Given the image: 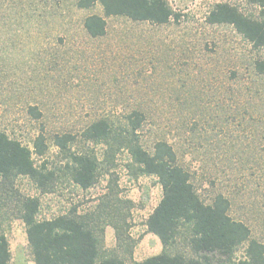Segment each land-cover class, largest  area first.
I'll return each mask as SVG.
<instances>
[{
    "label": "rangeland",
    "instance_id": "374dc122",
    "mask_svg": "<svg viewBox=\"0 0 264 264\" xmlns=\"http://www.w3.org/2000/svg\"><path fill=\"white\" fill-rule=\"evenodd\" d=\"M167 1L177 19L156 25L106 17L108 33L99 38L82 25L90 14L104 15L102 7L77 9L74 0H65L56 20L0 24V129L33 148L45 125L49 148L33 157L52 174L47 189L26 176L5 186L0 181V232L8 237L11 264H35L20 217L18 199L24 196L39 198V219L74 207L92 216L103 228V255L133 264L161 253L159 238L145 224L162 197L157 178L141 174L127 150L78 138L72 149L91 151L99 160L95 184L83 189L71 178L67 153L53 144L55 133H77L103 117L123 119L140 104L147 114L145 146L157 135L177 146L188 127L206 136L189 147L183 164L205 200L217 190H234V215L264 242V72L257 65L264 62V46L255 48L232 25L207 21L220 1L252 17H260L261 7L249 0ZM32 105L42 110L40 119L29 113ZM215 147L227 156L224 172L202 155ZM246 246L233 261L244 257Z\"/></svg>",
    "mask_w": 264,
    "mask_h": 264
},
{
    "label": "trees",
    "instance_id": "16d2710c",
    "mask_svg": "<svg viewBox=\"0 0 264 264\" xmlns=\"http://www.w3.org/2000/svg\"><path fill=\"white\" fill-rule=\"evenodd\" d=\"M249 1L261 7L260 17L248 16L236 5L220 1L210 11L207 21L232 25L252 46L261 48L264 46V0ZM64 3L65 0H0V24L7 25L18 19L26 22L36 19L39 24L56 20L62 15ZM96 4L102 7L104 15L90 14L82 25L92 38L108 33L106 17L123 16L156 25L179 17L167 0H74L77 9H90ZM257 65L263 73L264 62ZM29 113L36 119L43 116L37 105L29 106ZM146 125V110L140 104L123 119L103 117L91 120L80 132L67 131L53 136V144L67 153L73 182L83 189L95 184L99 160L91 151L72 149L78 138L103 143L114 152L127 150L141 174L157 178L162 197L145 224L147 231L159 238L163 250L133 264H264V242L253 237L251 226L233 213L234 190H217L205 200L197 189L193 173L183 164L182 158L189 147L206 136L197 135L195 127H188L184 130L186 137L180 138L177 146L159 135L150 146H145L141 134ZM44 126L35 136L33 148L0 129V181L4 186L18 176H26L38 187L48 188L52 174L46 172L45 165L43 169L38 168L33 157L34 154L43 156L49 148ZM218 145L221 147L222 143ZM218 148H206L202 155L208 156L224 172L227 156L224 149ZM237 185L238 182L234 186ZM18 203L35 264H127L118 256L101 253L99 231L103 228L98 230L93 224L94 218L78 214L76 207L64 215L39 219L38 197H20ZM244 244H247L244 257L233 261L237 249ZM11 258L8 237L0 232V264H11Z\"/></svg>",
    "mask_w": 264,
    "mask_h": 264
}]
</instances>
